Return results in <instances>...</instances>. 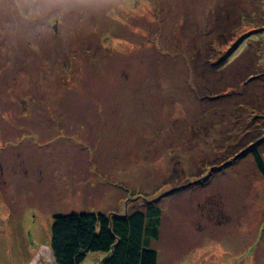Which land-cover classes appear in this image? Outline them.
<instances>
[{"label":"rangeland","instance_id":"1","mask_svg":"<svg viewBox=\"0 0 264 264\" xmlns=\"http://www.w3.org/2000/svg\"><path fill=\"white\" fill-rule=\"evenodd\" d=\"M254 145L264 0H0V264H56L57 215L151 205L159 264H264Z\"/></svg>","mask_w":264,"mask_h":264},{"label":"trees","instance_id":"2","mask_svg":"<svg viewBox=\"0 0 264 264\" xmlns=\"http://www.w3.org/2000/svg\"><path fill=\"white\" fill-rule=\"evenodd\" d=\"M256 147L245 149L241 156L250 154L264 177V161ZM160 225L161 210L154 205L130 215H57L50 247L56 264H81L90 253H104L101 264H159L152 243L160 238Z\"/></svg>","mask_w":264,"mask_h":264}]
</instances>
